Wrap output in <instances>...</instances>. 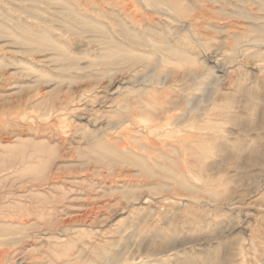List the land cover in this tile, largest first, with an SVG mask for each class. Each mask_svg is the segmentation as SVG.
<instances>
[{
  "label": "rangeland",
  "instance_id": "obj_1",
  "mask_svg": "<svg viewBox=\"0 0 264 264\" xmlns=\"http://www.w3.org/2000/svg\"><path fill=\"white\" fill-rule=\"evenodd\" d=\"M0 264H264V0H0Z\"/></svg>",
  "mask_w": 264,
  "mask_h": 264
}]
</instances>
